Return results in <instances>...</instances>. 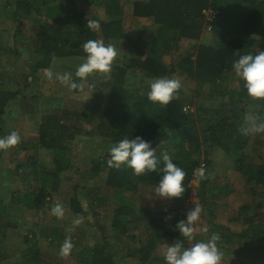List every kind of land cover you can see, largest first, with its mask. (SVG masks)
Wrapping results in <instances>:
<instances>
[{
  "label": "trees",
  "instance_id": "16d2710c",
  "mask_svg": "<svg viewBox=\"0 0 264 264\" xmlns=\"http://www.w3.org/2000/svg\"><path fill=\"white\" fill-rule=\"evenodd\" d=\"M79 2L93 10L91 19L79 9L77 0H16L14 3L13 19L20 23L14 35L16 46L25 44L19 42L24 20L33 19L40 27L31 43L37 61L29 66V72L24 73L25 86L29 87L30 76L33 77V81L37 80L39 72L49 69L56 59L69 61L82 58L85 61L87 54L82 46L89 39H102L106 45L111 43L115 47L125 48V57L128 58L114 65L107 78L102 76L96 82L88 78L87 81L94 85L91 89L95 92L91 101L81 108H60L61 106L55 107L56 104L51 107L52 112L48 116L35 114L40 132L38 141L35 145H27L25 150L28 148L34 151L45 150L52 157V167L49 171L50 169L38 162L23 161L18 162L13 170L15 174L13 177L25 182L34 177L36 182H40V187L28 190L23 195L19 191L13 192L14 196L9 201L0 198V263L7 261L12 264L10 255L14 257L16 254L21 255L19 262L21 264L61 263L45 257L39 245V238L54 236L61 247L62 230L59 232L61 237L56 232L54 235L45 236L42 233L44 229L42 228L43 231L40 232L37 224L23 225L16 221L9 207L19 208L22 205L28 210H39L43 206L44 198L52 196L53 193L58 196L61 190V174L73 167V142L80 136L88 135L92 137V145L99 147L107 144L110 148L125 137L140 136L156 149L160 163L156 172L136 176L126 165L119 169L109 167L110 148L102 154L103 156L92 157L91 177H97L102 172L107 173L105 189L112 195L115 203L112 219L114 233L112 237H95L94 243L86 245L76 256L72 250L68 258L77 257L82 264H167L164 259V249L167 245L179 241L187 248L199 241L206 242L213 233H219L220 250L230 246L250 250L254 248L264 259V221L247 214L250 210L262 208L261 203H247L241 206L238 216L233 219L243 225L240 231L215 224L213 206L217 205V201L226 193L223 187H216L212 183L213 163L209 159L210 153L219 149L226 154L234 169L240 172L246 181H254L256 186H264V161L255 162L248 153L252 143L257 145L262 143L264 133L244 136L239 131L247 108L251 109L253 106V109L256 108L254 113L264 118L263 107L257 108V104H264V100L259 102L251 99L244 87V81L237 77L232 69V64L242 55H255L259 50L264 51V0H79ZM210 8L219 11L210 33L214 35L215 40L207 44H197L203 32H206L203 11ZM100 9L104 11L103 17L98 14ZM129 16L136 20H150L155 25L151 42L142 36L130 34L125 27V20ZM88 20L99 21L100 30L92 31L87 28ZM144 34L146 35V32ZM187 44H190L188 50L196 51L194 76L187 74L184 68H180L179 71L194 80L198 87L199 101L193 99L189 102L184 92L180 90L179 98L172 100L167 106L151 102L148 99L150 87H135L138 84L136 81L132 82V79H140L142 82L147 79L168 77L171 67L162 58L166 53H170L172 56L181 55L179 61H185L180 52L181 47ZM1 48L8 50L7 45L0 44ZM18 78L16 75L13 81L17 82ZM75 78L74 76L73 80ZM76 82L81 81L78 78ZM15 97H20L18 91L9 94L0 103V119L6 105ZM53 98V95L49 97ZM20 103L26 104L25 101ZM186 107H189V110L186 111ZM192 107L194 110H191ZM27 108L36 112L33 105ZM92 114L97 116V121L91 119ZM86 126H89L90 130ZM165 152L174 163L185 170L187 175L183 187L186 191L182 198H174L175 205L170 202L165 211L153 210L152 213H145L148 216L140 220L136 218V214L145 210L125 193L136 194L140 186L157 189L163 175L162 154ZM201 165L205 168L206 175L210 177L207 180H199L194 174ZM3 178L7 179L4 176ZM196 182L199 185L196 193L199 203L203 207L208 205L209 207L205 222L202 223V232L196 233L194 240L190 242L181 236L176 224L180 220H186L188 210L183 204L192 196L193 185ZM90 195L93 196L92 205L95 201L101 202L109 198V195L103 196L100 189H96L95 193L90 191ZM71 209L76 214L82 216L86 214L78 203ZM167 217H171V220L166 221ZM144 224H147L145 239L141 241L135 232ZM18 228L24 232L21 240L26 249L23 250L22 245L8 247L4 243L6 237H9V231ZM204 228H207V232L203 231ZM125 233L127 236L124 240L121 237ZM54 238L51 241H55ZM126 240H131L138 246L124 248ZM71 241L75 245L79 243Z\"/></svg>",
  "mask_w": 264,
  "mask_h": 264
},
{
  "label": "rangeland",
  "instance_id": "374dc122",
  "mask_svg": "<svg viewBox=\"0 0 264 264\" xmlns=\"http://www.w3.org/2000/svg\"><path fill=\"white\" fill-rule=\"evenodd\" d=\"M16 0H0V44L6 46L8 50L0 49V103L3 102L9 94L19 92L20 97L10 98L11 101L6 105L5 112L0 119V138L6 137L11 132H17L21 137V142L6 151H0V198H4L7 201L12 199L14 196L13 192H20L21 195L25 194L28 190L39 189L40 182H36L34 177H31L28 182L18 179V177H13L15 174L13 170L16 166L23 161L27 162H38L41 166L50 169L52 167V157L50 154H47L45 150L38 149L34 151L32 149L25 150L27 145H35L38 141L39 130L36 123V116L46 115L48 116L52 111L50 110L53 105L55 107L61 106L60 108H81L85 103H89L92 99V94L95 91L89 89L87 84L83 91L80 90H69L66 85L61 84L58 80L55 79L56 74L71 73L72 76H75V71L77 67L84 62L82 58H76L69 61L64 59H56L52 66L49 68L53 72V80L49 81L44 76V70L39 72L37 80L33 81V77L30 76L28 80V86H25L24 73L30 71L29 66L34 65L37 61V56L32 52L34 48L31 46V43L35 39V34L39 30V26L34 23L33 19L24 20L21 25V34L19 33V42L20 44L16 46L15 32L16 27L20 24L18 21L13 19V13L15 11L14 3ZM77 5L81 11L86 13V16L91 19L93 17V10L86 6L85 4L77 0ZM99 16H104V11L99 10ZM125 27L130 32V34L144 37L148 41H152L153 35L155 33V25L150 20L138 19L129 16L125 20ZM146 32V35L144 34ZM141 33H143L141 35ZM211 33V32H210ZM203 32L200 43H209L214 42V35ZM183 45L182 56H184L185 61L180 62L181 55H171L166 53L164 58H162L166 64H169L171 67L170 75L171 77H176L182 82V92L184 96L190 100H197L198 87L192 78H188L187 75H182L180 73V68H184L191 77L194 76V61L196 58V51L188 50V46ZM26 48V49H24ZM118 50V57L113 63L117 65L124 62L126 49L122 47H116ZM170 54V55H169ZM173 57H176L173 59ZM186 64H189L187 66ZM112 72V71H111ZM111 74V73H110ZM108 74V75H110ZM18 75L19 78L17 82L13 81V78ZM103 74L93 73L88 78L92 79L94 82L98 81ZM74 81H78V78H75ZM136 81L138 85L135 87L143 88L150 87V82L152 80L142 81L140 79H132V82ZM53 95L55 100L49 99ZM25 101L26 104L20 102ZM207 101H205L206 103ZM262 102V100H259ZM35 106L36 112L32 111L27 106ZM36 105L38 107L36 108ZM54 107V108H55ZM263 107L264 104H257V108ZM53 108V109H54ZM194 110V107L191 108ZM255 112L256 108L253 109V106L247 108V112ZM94 121L98 120L97 116L92 114ZM89 130L90 127L86 126ZM87 129V130H88ZM92 137L80 136L73 142V167L70 170H67L61 174V190L58 196L53 193L44 198L43 206L39 210H28L26 207L20 205L19 208L9 207L10 213L13 214L14 219L19 221L23 225H38L40 227L38 230L41 232L44 229L43 235H54L56 232L59 235V232L62 230V235H59L64 242L66 237H71V240L78 242V245L73 247L74 255L80 252L86 245L94 243L95 237H112L113 236V211L115 209V203L111 198L112 195H109V191L105 189V183L107 178V173L102 172L97 177H91V168H92V157L95 155L104 154L109 148L107 144L100 145L99 147L92 145ZM262 143L257 145L252 143L248 153L251 154L255 162L262 163L264 161V135L262 136ZM95 142V141H94ZM21 143L23 145H21ZM103 156V155H102ZM209 159L213 163L211 170V181L217 186L224 188L226 195L217 201V205H214L216 220L215 224H221L223 226L229 227L233 231H240L243 227L242 224L233 220L236 218L240 212L242 205L247 203H261L262 208L256 210L248 211V215L255 217L259 221H264V186L254 185V181H246L242 174L236 171L233 167V164L227 158L226 154L219 149H215L210 153ZM19 162V163H18ZM202 166V165H201ZM35 164V168H37ZM34 166L32 169H35ZM44 171V170H42ZM7 177L6 178H3ZM198 182L193 185L192 196L185 202L184 207L188 211L191 210L197 204L199 205V198L196 195L197 193ZM49 188V187H48ZM96 189L102 190L103 196L107 195L109 198L94 202L92 205L93 196H89L90 191L93 193L96 192ZM229 193V194H228ZM126 196L130 197L132 201L136 202L139 207H142L145 212H138L136 218L140 220L144 217H147L148 213L155 211H165L168 205H175L174 198H160L156 192V189H153L149 186H140L138 193L131 194L129 192L125 193ZM255 198V200H254ZM255 201V202H253ZM81 206L82 210L86 211L84 216L76 214L71 209L74 204L77 203ZM103 202V203H102ZM62 203L65 208V215L62 219H58L51 214L52 207L57 204ZM201 206V204H200ZM203 212L200 215V219L196 224L197 232H202V223L205 222V218L208 214V207H203ZM17 209V210H16ZM14 210H16L14 212ZM75 211V210H74ZM147 213V214H145ZM187 214V213H186ZM76 218H83V223L79 226H73V220ZM168 217L166 221H170ZM103 227V229H101ZM147 224H144L141 229L135 232V234L140 237V240L143 241L145 238ZM69 229H73L69 231ZM24 232L22 229H14L9 231V237H6L4 243L8 247L12 246H21V249H26L25 245L21 240ZM127 234H122V239H126ZM54 238V236H52ZM51 236L40 237L39 245L42 251L45 253V257L51 261L60 262V264H82L78 261L77 257L72 258H62L60 256V245L58 246L57 240L51 241L53 239ZM22 242V244H21ZM57 243V244H56ZM137 243H132L131 240H126L123 247H137ZM228 247L227 249H222L223 260L222 264H262L264 262L263 256L261 257L259 253L252 248L246 249L241 247ZM245 247V246H244ZM163 252V249L161 250ZM259 251V250H258ZM166 253V249H164ZM17 255V254H16ZM11 256L12 264H21L20 259L21 255ZM0 264H11V262H3Z\"/></svg>",
  "mask_w": 264,
  "mask_h": 264
},
{
  "label": "clouds",
  "instance_id": "9594fccd",
  "mask_svg": "<svg viewBox=\"0 0 264 264\" xmlns=\"http://www.w3.org/2000/svg\"><path fill=\"white\" fill-rule=\"evenodd\" d=\"M86 27L92 31L100 30V22L97 20H88ZM83 51L87 54L86 59L81 63L76 71L75 77L81 81L77 83L73 80L71 73L56 74L55 79L61 84L66 85L69 90L83 91L88 77L93 73L103 74L105 78L111 73L113 63L119 53L115 45L105 44L102 39H89L83 44ZM237 77L244 81V87L248 96L253 100H264V51L259 50L257 54L242 55L232 64ZM44 76L49 81L53 80L51 69L44 70ZM89 89L94 85H87ZM182 88V82L176 77H160L150 82V91L148 99L153 103H160L167 106L172 100L178 99V93ZM239 131L244 136L264 133V118H261L252 111L247 112L243 117V123ZM21 142L20 135L13 131L6 137L0 138V151H6L17 146ZM110 160L109 167L119 169L122 165L133 170L134 175L141 176L145 173L156 172L160 159L156 156V149L150 142L142 137L123 138L116 145L109 149ZM163 175L157 186L156 192L160 198H182L185 193L183 181L186 172L173 162L172 158L165 152L162 154ZM199 180H207L210 177L206 175L203 166L195 170L194 173ZM203 208L200 205L194 206L186 214V220H180L176 224V229L181 236L188 241H193L197 232L196 224L200 219ZM51 214L62 219L65 215V208L62 203L55 204L51 209ZM171 217H168L170 219ZM73 226H79L83 223V218L73 220ZM73 229H69L71 231ZM207 232V228L203 229ZM221 240L219 233H213L210 238L204 242L199 241L191 244L190 247H183L179 241L166 246L164 259L167 264H222L223 252L218 247ZM74 244L71 237H66L60 248V256L66 258L71 254Z\"/></svg>",
  "mask_w": 264,
  "mask_h": 264
},
{
  "label": "built area",
  "instance_id": "2783aa9c",
  "mask_svg": "<svg viewBox=\"0 0 264 264\" xmlns=\"http://www.w3.org/2000/svg\"><path fill=\"white\" fill-rule=\"evenodd\" d=\"M203 15L205 16V30L206 32L210 33L213 29V23L216 21L219 11L216 9H206L203 11ZM185 110H189V107H186Z\"/></svg>",
  "mask_w": 264,
  "mask_h": 264
}]
</instances>
